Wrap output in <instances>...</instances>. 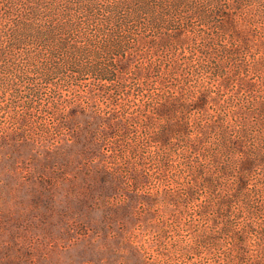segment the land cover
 <instances>
[{
    "label": "trees",
    "instance_id": "trees-1",
    "mask_svg": "<svg viewBox=\"0 0 264 264\" xmlns=\"http://www.w3.org/2000/svg\"><path fill=\"white\" fill-rule=\"evenodd\" d=\"M5 112L55 187L125 192L95 200L115 264H264V0H0Z\"/></svg>",
    "mask_w": 264,
    "mask_h": 264
},
{
    "label": "rangeland",
    "instance_id": "rangeland-1",
    "mask_svg": "<svg viewBox=\"0 0 264 264\" xmlns=\"http://www.w3.org/2000/svg\"><path fill=\"white\" fill-rule=\"evenodd\" d=\"M189 48L188 45L180 52H187ZM179 56L182 57V54ZM249 75L257 82L261 78L258 73L251 72ZM204 77L215 88L217 81ZM83 81L89 83L94 80L85 78ZM193 82L192 85H198L195 80ZM210 107L208 110L215 112L213 105ZM4 115L0 122L8 125V114L5 112ZM45 117L51 120L50 114ZM19 135L12 134L0 140V250L3 251L0 264H115L119 258V253L115 251L117 240L106 236L103 229L105 215H102L103 210L97 207L95 200L100 198L103 204L106 201L102 198L110 195L124 197L125 192H100L95 188L91 191L77 181H61L55 187L50 179L51 166L56 163L51 161L54 155H49L44 147L36 146L34 149L31 141ZM148 165L154 166L152 163ZM154 182L148 183L147 187L155 192L158 181ZM141 206L137 203L133 208L140 210ZM117 212L115 217L125 216L122 206ZM82 222L91 227L89 235H84L80 229L79 232L70 229H77ZM201 227L204 228V223ZM185 228L173 225V236L181 235L184 241H194L193 231ZM204 259L203 253L191 254L189 258L181 256L179 260L181 264H204ZM173 260L176 264L177 259Z\"/></svg>",
    "mask_w": 264,
    "mask_h": 264
}]
</instances>
